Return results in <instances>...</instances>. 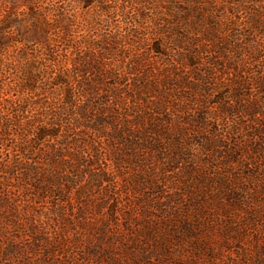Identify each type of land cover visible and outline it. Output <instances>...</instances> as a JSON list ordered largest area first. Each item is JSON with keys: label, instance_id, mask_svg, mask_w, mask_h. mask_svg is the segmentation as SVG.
Returning a JSON list of instances; mask_svg holds the SVG:
<instances>
[{"label": "rangeland", "instance_id": "1", "mask_svg": "<svg viewBox=\"0 0 264 264\" xmlns=\"http://www.w3.org/2000/svg\"><path fill=\"white\" fill-rule=\"evenodd\" d=\"M0 42L77 59L65 161L0 141V264H264V0H0Z\"/></svg>", "mask_w": 264, "mask_h": 264}, {"label": "trees", "instance_id": "2", "mask_svg": "<svg viewBox=\"0 0 264 264\" xmlns=\"http://www.w3.org/2000/svg\"><path fill=\"white\" fill-rule=\"evenodd\" d=\"M84 5L89 6L92 0H82ZM63 38V37H62ZM85 43V42H84ZM4 46L0 42V49ZM43 60H49V63L44 67H38L35 60L26 57L22 63L17 58H13L6 62L0 59V141H8L11 137H15L16 143L14 146L7 149L12 164L17 163L19 153L28 156V151H36L39 158L44 162L63 163L64 152L62 149L63 140L61 120L63 114L72 109L73 93L70 80L71 72L76 69L77 59L72 60V66L62 69L56 67L52 52L44 53ZM10 77L19 80L17 85H11L7 79ZM51 84L57 86V91L64 95L68 107L62 108V112H54L52 103H40L34 99L36 94L43 95L48 92ZM17 88L18 90H16ZM25 93L28 98L14 99L10 96V92ZM35 94V95H34ZM46 104V105H44ZM53 107H52V106ZM79 113L86 111L85 107H79ZM28 112H33L28 115ZM65 127V131L71 130ZM46 141H53L51 145H47ZM55 142V143H54ZM49 156V157H46ZM17 157V158H16ZM29 158V157H27ZM49 160V161H48ZM49 164V163H46ZM5 173H10V167L5 165L2 167ZM35 173L38 168H35Z\"/></svg>", "mask_w": 264, "mask_h": 264}]
</instances>
